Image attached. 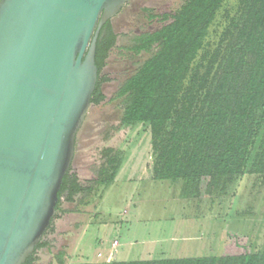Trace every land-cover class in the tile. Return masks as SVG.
Instances as JSON below:
<instances>
[{
    "label": "trees",
    "instance_id": "trees-1",
    "mask_svg": "<svg viewBox=\"0 0 264 264\" xmlns=\"http://www.w3.org/2000/svg\"><path fill=\"white\" fill-rule=\"evenodd\" d=\"M230 1L235 6L224 9ZM221 10L220 30L211 41L210 30ZM146 12L157 25L135 37L128 50L147 58L114 99L120 108L116 129L140 125L149 132L151 179L183 180L196 193L203 183L206 198L223 193L245 176L264 180V0H180L173 11ZM115 40L108 21L96 41L98 80L93 105L105 99L100 74ZM103 156L98 179L88 187L67 172L57 194L56 217L65 213L62 198L71 203L76 195L87 198L113 184L121 158L112 148L105 149ZM53 219L43 237L52 231ZM42 238L24 264H33L36 251L47 246ZM63 257L59 253L55 264H66ZM106 264H264V251L112 259Z\"/></svg>",
    "mask_w": 264,
    "mask_h": 264
},
{
    "label": "rangeland",
    "instance_id": "rangeland-1",
    "mask_svg": "<svg viewBox=\"0 0 264 264\" xmlns=\"http://www.w3.org/2000/svg\"><path fill=\"white\" fill-rule=\"evenodd\" d=\"M179 2L130 0L109 20L116 40L100 74L105 99L91 104L77 133L69 175L83 187L91 185L98 179L107 148L117 151L121 166L106 190L100 187L87 198L76 195L71 203L61 199L65 213L53 219L52 231L42 238L47 246L36 251L33 264H55L59 253L66 264H106L113 251L119 260L126 258L124 254L157 259L264 251V180L245 176L211 198L203 196V183L196 193L183 180L153 181L149 132L140 125L116 129L120 108L114 97L147 58L128 48L135 37L157 25L146 10L170 12ZM234 6L230 1L224 9ZM222 18L221 10L209 40H215ZM178 247L182 250H175Z\"/></svg>",
    "mask_w": 264,
    "mask_h": 264
},
{
    "label": "water",
    "instance_id": "water-1",
    "mask_svg": "<svg viewBox=\"0 0 264 264\" xmlns=\"http://www.w3.org/2000/svg\"><path fill=\"white\" fill-rule=\"evenodd\" d=\"M129 1L0 0V264H24L56 215L99 31Z\"/></svg>",
    "mask_w": 264,
    "mask_h": 264
},
{
    "label": "crops",
    "instance_id": "crops-1",
    "mask_svg": "<svg viewBox=\"0 0 264 264\" xmlns=\"http://www.w3.org/2000/svg\"><path fill=\"white\" fill-rule=\"evenodd\" d=\"M175 250H182L181 247L175 248ZM113 257L111 258V260H115V261H141V260H155V259H131V258H127L128 255L124 254V257H126L125 259L119 260L117 259V257L115 256V253L113 251ZM204 256V255H203ZM185 256H178V257H170V256H165L164 258H184ZM198 257H202V256H198ZM164 258H157V259H164Z\"/></svg>",
    "mask_w": 264,
    "mask_h": 264
},
{
    "label": "built area",
    "instance_id": "built-area-1",
    "mask_svg": "<svg viewBox=\"0 0 264 264\" xmlns=\"http://www.w3.org/2000/svg\"><path fill=\"white\" fill-rule=\"evenodd\" d=\"M114 245H117V242H114ZM111 259H109V261H110Z\"/></svg>",
    "mask_w": 264,
    "mask_h": 264
}]
</instances>
